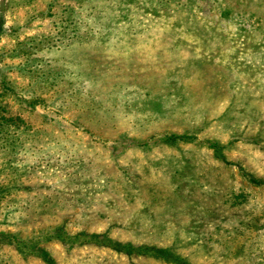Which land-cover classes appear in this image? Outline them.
Instances as JSON below:
<instances>
[{"label":"rangeland","instance_id":"374dc122","mask_svg":"<svg viewBox=\"0 0 264 264\" xmlns=\"http://www.w3.org/2000/svg\"><path fill=\"white\" fill-rule=\"evenodd\" d=\"M0 264H264V0H0Z\"/></svg>","mask_w":264,"mask_h":264}]
</instances>
